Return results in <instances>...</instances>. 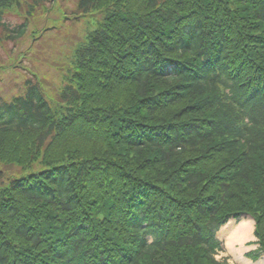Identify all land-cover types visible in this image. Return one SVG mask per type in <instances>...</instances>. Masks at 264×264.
<instances>
[{
	"label": "trees",
	"instance_id": "obj_1",
	"mask_svg": "<svg viewBox=\"0 0 264 264\" xmlns=\"http://www.w3.org/2000/svg\"><path fill=\"white\" fill-rule=\"evenodd\" d=\"M68 1L0 0V68L59 73L0 98V264H227L242 212L264 251V0Z\"/></svg>",
	"mask_w": 264,
	"mask_h": 264
},
{
	"label": "rangeland",
	"instance_id": "obj_2",
	"mask_svg": "<svg viewBox=\"0 0 264 264\" xmlns=\"http://www.w3.org/2000/svg\"><path fill=\"white\" fill-rule=\"evenodd\" d=\"M68 6H70V8L73 7V2L70 0L68 1ZM7 22L12 23V24H18L20 22V19L15 17V16H9L7 17ZM50 27H53L52 31L46 32L44 35H48L51 36L52 39L57 40L58 41V47L57 50H54L55 53H51L55 54L54 58H57L58 56L61 57L62 54L59 52L64 46H66L68 44L67 41H62L60 42L64 36L68 33L69 31V26L70 23L67 22V25H63L62 21H60L59 19H53L50 21ZM27 47V44H23L18 50H25ZM49 52H51V48L49 49L48 45L45 46ZM38 48H41V46H38ZM47 54V53H46ZM46 54H44L43 56H39L37 58V56H35L33 53H27L26 57L22 58V66L26 67H30V69L34 70V72H38L39 74H43L47 77H51L52 81L54 82L55 85H58L59 83V73L58 70L52 65L50 64V61L52 60L51 58H47ZM3 57H5V54L3 52V50L0 49V62H4L5 60H3ZM20 57V56H19ZM21 58V57H20ZM41 60L44 61H48V64H43L41 62ZM41 62V63H40ZM23 68V67H22ZM23 69H19L17 71L15 70H11V69H2L0 68V98L1 99H9L11 96L18 94L20 91L23 90L22 88V77H25V74L23 72ZM28 74V73H26ZM234 222L228 223L226 227H228V229L231 228V226L233 225ZM236 230V228L232 227L231 231L229 232L228 236H227V231L225 232L226 238H227V247L230 250V252L232 253L231 250H234L236 253L235 256L238 259H241L242 263L234 258L233 259H229L231 264H256L257 262L251 261L250 259H247L246 257V253H243L244 251L238 246L236 245V241L231 239L234 231ZM220 233V231L218 232V236ZM252 239V234L249 232L248 235H244L243 237H241V239L238 241L240 242V245L243 242H247L250 241ZM238 244V243H237ZM254 248L253 246L249 249ZM247 250V251H248ZM226 252L224 251V253H220L217 256V259H222L225 258L224 254ZM264 260V258H263ZM261 262V261H259ZM260 264H264V261Z\"/></svg>",
	"mask_w": 264,
	"mask_h": 264
},
{
	"label": "bare ground",
	"instance_id": "obj_3",
	"mask_svg": "<svg viewBox=\"0 0 264 264\" xmlns=\"http://www.w3.org/2000/svg\"><path fill=\"white\" fill-rule=\"evenodd\" d=\"M124 203H126V202H124V201L121 202V208H122L123 213H124V211H123ZM127 204L132 206V204L130 202ZM251 229H252L251 221H249V222L245 221L236 228L231 239H233L235 241H239L241 239V237H243L244 235H248Z\"/></svg>",
	"mask_w": 264,
	"mask_h": 264
}]
</instances>
